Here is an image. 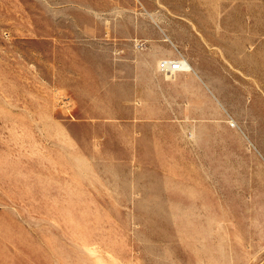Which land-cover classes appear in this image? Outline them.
<instances>
[{
  "label": "rangeland",
  "instance_id": "374dc122",
  "mask_svg": "<svg viewBox=\"0 0 264 264\" xmlns=\"http://www.w3.org/2000/svg\"><path fill=\"white\" fill-rule=\"evenodd\" d=\"M0 264H264V0H0Z\"/></svg>",
  "mask_w": 264,
  "mask_h": 264
},
{
  "label": "bare ground",
  "instance_id": "6f19581e",
  "mask_svg": "<svg viewBox=\"0 0 264 264\" xmlns=\"http://www.w3.org/2000/svg\"><path fill=\"white\" fill-rule=\"evenodd\" d=\"M167 60H173V59H167ZM177 62H179L180 63V66L182 67V69L181 70H179V69H171V71H169V72H167V71H164V72H166V73H168V75L171 77L172 76V74H169V73H173V74H175V73H177V72H182V71H188V70H191V69H193V66H192V64L187 60V59H185V58H183V59H175ZM163 61V60H162ZM161 61V62H162ZM161 62H160V69L162 70V68H161ZM163 71V70H162ZM231 121V120H230ZM235 123V122H234Z\"/></svg>",
  "mask_w": 264,
  "mask_h": 264
},
{
  "label": "built area",
  "instance_id": "2783aa9c",
  "mask_svg": "<svg viewBox=\"0 0 264 264\" xmlns=\"http://www.w3.org/2000/svg\"><path fill=\"white\" fill-rule=\"evenodd\" d=\"M161 68L163 71H167V72L171 71L172 68L173 69H179V70L182 69V67L180 66V63L177 62L175 59L170 60V61L169 60H163L161 62Z\"/></svg>",
  "mask_w": 264,
  "mask_h": 264
},
{
  "label": "crops",
  "instance_id": "0c3cea01",
  "mask_svg": "<svg viewBox=\"0 0 264 264\" xmlns=\"http://www.w3.org/2000/svg\"><path fill=\"white\" fill-rule=\"evenodd\" d=\"M155 64H156V63H155ZM154 69H155V67H154ZM191 70H194V68L191 69ZM162 74H163V76H161V77H163V79H166L165 76H164L165 74H164V73H162ZM162 74H161V75H162ZM178 74H179L181 80H182V76H183V75H184V76H185V75H190L189 73H182V72H180V73H178ZM167 76H168L169 79H170V78H174L173 75H172L171 77H170L169 75H167Z\"/></svg>",
  "mask_w": 264,
  "mask_h": 264
}]
</instances>
